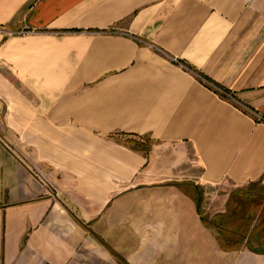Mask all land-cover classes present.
Wrapping results in <instances>:
<instances>
[{
    "label": "crops",
    "instance_id": "0c3cea01",
    "mask_svg": "<svg viewBox=\"0 0 264 264\" xmlns=\"http://www.w3.org/2000/svg\"><path fill=\"white\" fill-rule=\"evenodd\" d=\"M0 86V264H140L133 196L264 264V0H0Z\"/></svg>",
    "mask_w": 264,
    "mask_h": 264
},
{
    "label": "rangeland",
    "instance_id": "374dc122",
    "mask_svg": "<svg viewBox=\"0 0 264 264\" xmlns=\"http://www.w3.org/2000/svg\"><path fill=\"white\" fill-rule=\"evenodd\" d=\"M9 88L0 86V144L2 146L13 148V143L15 142V137L13 134H4L2 132V118L1 116L5 111H7L6 106L9 107L11 110L15 109L14 107L21 108L25 106H29L30 104H23V103H9L5 102L3 95L6 94V91ZM11 92L10 95L15 94L14 89L17 91L16 93L29 95L30 91L28 87H16L10 88ZM35 105V104H33ZM8 108V110H9ZM16 110V109H15ZM19 110V109H18ZM17 111V110H16ZM7 149V148H6ZM8 150V149H7ZM9 151V150H8ZM188 172V168L186 169L185 173ZM187 175H183L182 178H185ZM192 180V179H191ZM134 202L133 208V234L135 236L136 244H139L140 249L143 254L147 255L144 260L141 258L140 264H236L237 258L233 257H219L213 255V260L210 261H203V258H206V241H203L201 248L198 246L196 247L197 256L193 257L192 253L193 248L189 247V234L193 232L190 230V226L187 225L186 230H178L177 225L172 223L170 218L175 217L174 214L168 215L166 219V229L164 231L159 230L158 224L155 219L161 216L159 209H157L156 205H154V201L151 199L148 202H142L141 199L137 196H133L132 198ZM131 200V201H132ZM139 204H138V203ZM207 199V196L201 194L200 198V205H201V212H204L206 205L210 203ZM149 205V206H148ZM125 207V206H124ZM173 209V208H172ZM171 208H167L166 212L172 210ZM125 217L128 218L125 214H118L113 218V223L118 224L117 221L122 220V223H129L126 222ZM177 217V216H176ZM175 217V218H176ZM124 219V220H123ZM198 241L205 239L208 234L206 231H202L200 228L197 231ZM205 242V243H204ZM165 252V253H164ZM208 252V251H207ZM166 254V255H165ZM168 255V256H167ZM174 256L173 259L170 256ZM190 257V258H189ZM199 258L198 261H192L191 259ZM201 258V259H200Z\"/></svg>",
    "mask_w": 264,
    "mask_h": 264
},
{
    "label": "built area",
    "instance_id": "2783aa9c",
    "mask_svg": "<svg viewBox=\"0 0 264 264\" xmlns=\"http://www.w3.org/2000/svg\"><path fill=\"white\" fill-rule=\"evenodd\" d=\"M215 90L217 91V93H218L222 98H224V99H226V100H229V101H231V102H235V103H236L238 106H240L241 109H243V110L250 111V110H248L247 108H245L244 106H242L241 104L237 103V101L235 100L234 96H233L231 93H229V92H227V91H225V90H222V89H220V88H215ZM255 116L257 117V119H258L259 121H263V122H264V119H263L261 116H258L257 114H255Z\"/></svg>",
    "mask_w": 264,
    "mask_h": 264
},
{
    "label": "trees",
    "instance_id": "16d2710c",
    "mask_svg": "<svg viewBox=\"0 0 264 264\" xmlns=\"http://www.w3.org/2000/svg\"><path fill=\"white\" fill-rule=\"evenodd\" d=\"M126 143H128L127 145L133 147V148L136 149V150H139V151L142 150L141 143L138 142V141H136V140H128ZM198 199H199V198H198ZM198 201H200V200H198ZM200 219H201V221H202L203 223L206 224V219H205L204 217L200 216Z\"/></svg>",
    "mask_w": 264,
    "mask_h": 264
}]
</instances>
